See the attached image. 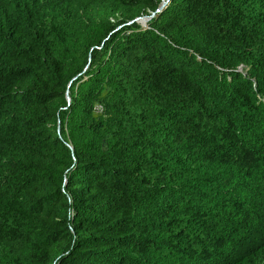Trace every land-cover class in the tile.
<instances>
[{
    "label": "trees",
    "instance_id": "16d2710c",
    "mask_svg": "<svg viewBox=\"0 0 264 264\" xmlns=\"http://www.w3.org/2000/svg\"><path fill=\"white\" fill-rule=\"evenodd\" d=\"M158 5L0 0V264H264V0Z\"/></svg>",
    "mask_w": 264,
    "mask_h": 264
},
{
    "label": "rangeland",
    "instance_id": "374dc122",
    "mask_svg": "<svg viewBox=\"0 0 264 264\" xmlns=\"http://www.w3.org/2000/svg\"><path fill=\"white\" fill-rule=\"evenodd\" d=\"M46 1H48V0H46ZM43 2H44V1H43ZM161 2H166V0H159V5H160ZM44 5H45V4H44ZM159 5H158V6H159ZM46 7H47V6H46ZM162 8H163V7H162ZM162 8H161V9H162ZM161 9H160V10H161ZM158 11H159V10H158ZM153 16H154V13H149V10H148V9H145L143 12L140 13V16L137 17V18H141V19H143V20L147 18L146 21L143 22V21L138 20V21H136L135 23L138 24L140 27H145V28H146V23H147V21H149L150 19H152ZM95 106H96V105H95ZM93 112H94L93 114L100 115L102 118L105 117V116H103V114H104V111H103V110L100 111V112H99V111L96 112V108H95V110H93ZM2 257H3V256H2Z\"/></svg>",
    "mask_w": 264,
    "mask_h": 264
},
{
    "label": "water",
    "instance_id": "95a60500",
    "mask_svg": "<svg viewBox=\"0 0 264 264\" xmlns=\"http://www.w3.org/2000/svg\"><path fill=\"white\" fill-rule=\"evenodd\" d=\"M167 1H168V0H166V2H161L160 5L158 6V9L156 10V12H157L158 10H160L162 7H164L165 4L167 3ZM146 19H147V18H146ZM146 19L143 20V19H141V18H136V19H134L133 21L136 22V21L140 20V21H143V22H144V21H146ZM66 101H68V98H66ZM66 146H67V145H66ZM67 147H68V146H67Z\"/></svg>",
    "mask_w": 264,
    "mask_h": 264
},
{
    "label": "clouds",
    "instance_id": "9594fccd",
    "mask_svg": "<svg viewBox=\"0 0 264 264\" xmlns=\"http://www.w3.org/2000/svg\"><path fill=\"white\" fill-rule=\"evenodd\" d=\"M168 2V1H167Z\"/></svg>",
    "mask_w": 264,
    "mask_h": 264
}]
</instances>
